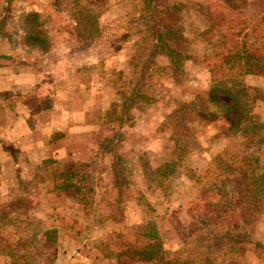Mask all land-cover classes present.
I'll use <instances>...</instances> for the list:
<instances>
[{"label":"rangeland","instance_id":"1","mask_svg":"<svg viewBox=\"0 0 264 264\" xmlns=\"http://www.w3.org/2000/svg\"><path fill=\"white\" fill-rule=\"evenodd\" d=\"M173 1L181 10L189 55L176 75L171 73L165 51L155 44L142 0H82L94 12L99 28L97 37L84 42L62 40L71 33L74 22L67 11L57 14L50 0H0V22L6 17L8 29L0 34V43H7V47L0 44V57L5 62L37 64L43 78L32 93L15 91L9 97L32 100L39 93L38 99L51 106L47 112L29 114L31 119L27 117L26 122L31 131L26 139L21 132L17 134L42 150L41 161L32 163L21 158L24 152L4 145L13 153L17 173L11 178L6 174L9 168L0 169V179L6 183L0 189L12 193L0 194L4 196L0 198V264H56L59 246L62 264H134L138 259L139 264H264V215L248 227L250 242L239 249L229 250L226 242L218 247L213 243L218 239L216 231L209 234L215 240L207 243L201 239L209 228L195 204L215 215L212 203L217 197L202 190L197 175L211 165L217 153L226 150V159H230L239 149L229 152L235 115L225 114L224 105L208 100L210 77L205 57L211 51L200 35L204 19L191 7L197 0ZM247 2L252 14L262 7V0ZM20 10L40 12L43 32L52 41L48 50L24 51L11 46L8 37L18 28L15 21ZM61 25L63 33L59 34ZM57 63L80 71L83 79L79 76L69 85L60 77L61 70L49 69ZM235 75L264 89V77ZM222 99L228 102L226 97ZM125 103L131 104L128 110ZM254 112L264 122V102L257 101ZM64 113L73 117L70 136L63 143L74 144L76 155L86 154L88 160L54 158L57 147H65L63 135H47L46 131L56 130L45 119ZM47 159L54 161L47 164L50 172L41 167ZM21 161L28 164L20 174ZM86 162V182L94 187L89 202L68 195L72 187L68 193L54 190L52 172ZM256 166L258 172L264 171V148ZM47 182L52 183L54 194ZM107 185L116 186L128 198L133 192L141 194L144 198L138 204L149 206L150 218L125 231L123 211L130 201L117 200L115 206H109L100 194ZM20 191L24 194H18ZM50 231H55V239ZM51 243L57 245L56 255ZM204 243L211 246L204 247Z\"/></svg>","mask_w":264,"mask_h":264},{"label":"trees","instance_id":"2","mask_svg":"<svg viewBox=\"0 0 264 264\" xmlns=\"http://www.w3.org/2000/svg\"><path fill=\"white\" fill-rule=\"evenodd\" d=\"M142 1L152 23L149 29L155 44L165 51L171 73L176 75L189 57L188 38L180 21L181 10L173 0ZM81 2L50 0L57 14L67 11L74 22L69 29L71 33L63 37V41H90L98 35L94 12ZM248 5L247 0H197L191 6L204 19L200 35L211 51L205 57L210 77L208 100L217 106L224 105L225 114L235 115L234 125L230 127L232 131H229V152L239 149L230 159H226V150L217 153L211 165L208 164L197 175L202 190L217 197L212 203L215 215L202 209L198 202L195 208L209 228L201 239L207 243L215 240L209 234L216 231L218 239L213 243L222 247L226 242L229 250L239 249L241 244L250 242L248 227L254 226L264 215V171L258 172L256 166L258 155L264 148V122L254 112L257 101L264 102V89L252 86L235 75L264 77V0L254 14L249 11ZM6 24L5 17L0 22V34L8 30ZM15 24L18 28L13 36L10 34L8 37L13 48L30 51L38 47L46 51L51 47L52 41L42 29L44 21L39 11L20 10ZM62 28L61 25L59 34L63 33ZM38 94L32 100H23L30 107L31 114L47 112L51 107L48 101L38 99ZM222 96L228 102H224ZM123 107L128 110L131 104L125 103ZM52 162V159H47L41 167L50 172L52 169L47 164ZM88 166L87 162L79 166L70 164L50 173L54 190L68 193L67 190L72 187L68 195L89 202L94 187L86 182ZM50 234L55 239V231H50ZM207 243L203 245L209 248L211 244ZM50 245L56 255L57 245Z\"/></svg>","mask_w":264,"mask_h":264},{"label":"crops","instance_id":"3","mask_svg":"<svg viewBox=\"0 0 264 264\" xmlns=\"http://www.w3.org/2000/svg\"><path fill=\"white\" fill-rule=\"evenodd\" d=\"M0 44L2 45V47H7L6 42ZM57 48H55V51L57 50ZM7 52L8 50L5 51V53ZM34 52L38 54L41 53L39 49H35ZM12 53L15 54L16 52H12ZM35 58L36 57H31V59H35ZM40 62H42V60ZM36 65L37 64L33 66V64L28 65L27 63H17L9 59H7V61L5 62L4 58L0 57V169L1 171H3V169L9 168L8 171L9 173L6 174L7 176L9 175V177L11 178H16L15 175L17 172L14 171L15 159L14 156L12 155L13 153H11L9 149L4 147V145L13 146L15 149L18 150V152H24L22 155H20L21 158L22 156H25V158L26 159L29 158V161L32 163H38L43 159V157L40 155L42 154V150H38L37 147H33L32 144L26 143L25 140H20L19 136L17 135L19 132H21L23 139L24 138L26 139L29 136V132L31 131V129H29L26 122L27 117L29 120L31 119L29 115L30 112L28 109V105L24 101L15 100L11 96L9 97V94L15 91L19 92L21 95L32 93L37 86L42 84L43 78L40 75L41 72H38L39 67L38 66L36 67ZM52 68L55 69L58 68V70H61L62 74L60 77L65 78L66 81L69 83V85L75 83V80H78L80 77L81 79H83V73H81L78 70L66 69V66L63 65L62 63H57V66L54 65L49 66V69ZM71 115L72 114L70 113L68 114L64 113V115H62L61 117H58L56 115L53 116L50 115L47 119H45L46 122H50V124L52 125L51 128L53 130H56V131H46L47 135L50 134V132L61 133V135H63L61 136V141H62V145L64 144L65 147L64 146H62L63 148H61L60 146L57 147L56 153L58 152V154H56L54 158L60 160V156H64V158H66L65 160L70 162H76L78 159H81L82 161L88 160L89 156L86 154H82L81 158H79L78 155H76L77 152L75 151V149H73L75 146L74 144L68 145L63 143V140L70 136L68 132V127L72 124L70 121V117L73 116ZM15 119L17 120L19 119V122L15 123L13 121ZM64 120H67V123L64 122ZM41 132L44 134L45 131H41ZM62 149H64V153ZM65 153L66 155H64ZM26 164H28V162H22V167L18 168L17 171L20 172V174H21L20 170L23 167L27 169ZM43 180L40 181L42 184H43ZM50 182L49 184L47 182L48 184L47 187L49 188L48 190L52 194H54L52 190L53 189L52 183ZM2 184L3 185L5 184L6 186L5 181H2L0 179V187H2ZM3 190L4 189H0V194L5 193L7 195V193L9 192V196H11L12 193L10 191H3ZM107 190H108L107 197H104ZM123 193H124L123 191L117 190L116 186L107 185L102 188L100 194L102 199L104 198L108 200L109 206L117 203V200L120 201L123 199H127L126 200L127 202L130 201L135 203V205H133L129 202V204L125 207L123 211V220H122L124 221L123 226L125 227V231L126 230L128 231L131 230L133 227L137 228V226L140 223L148 220V218H150L149 217L150 210H149V206L148 207L146 206V208H144L145 207L144 205L139 206L138 202L140 197L144 198L143 196H141V194H136V192H133L131 193V196L128 198V196ZM18 194H24V193L20 191ZM1 197L4 198V196ZM60 197L62 198V196ZM57 199H59V197H57ZM64 250L62 251L64 252ZM62 257L63 254L61 252V246H59V252L56 259V264L63 263L64 260L62 259ZM140 262L141 260L138 259L134 261V264H139ZM88 264H97V263L92 262ZM101 264L103 263L101 262Z\"/></svg>","mask_w":264,"mask_h":264}]
</instances>
